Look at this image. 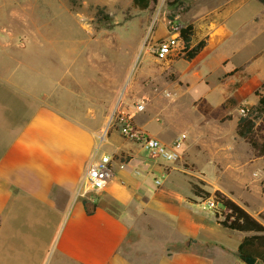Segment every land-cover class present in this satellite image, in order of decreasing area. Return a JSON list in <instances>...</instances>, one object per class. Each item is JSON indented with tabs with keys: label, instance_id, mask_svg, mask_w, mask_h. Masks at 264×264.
<instances>
[{
	"label": "crops",
	"instance_id": "crops-1",
	"mask_svg": "<svg viewBox=\"0 0 264 264\" xmlns=\"http://www.w3.org/2000/svg\"><path fill=\"white\" fill-rule=\"evenodd\" d=\"M87 1L107 9L129 7L139 13L151 3H82ZM209 1L184 0L182 23L193 28L191 45L205 41L202 50L190 61L181 57L168 63L157 61L145 46L150 65L135 72L124 93L127 104L143 106L141 112L136 111V105L127 109L137 130L168 148L176 137L186 135L177 150L178 158L171 163L147 154L116 129L105 128L115 89L113 64L107 54L137 56L142 35H137L131 47L115 51L108 43L104 50L96 47V38L87 31L82 30L75 39V50L86 52L89 67L95 71L94 79L85 83L88 87L70 88L72 100L83 98L93 104L88 119L78 107L54 95L47 82L39 84L13 69H0V264H212L208 253L213 250L231 254L233 264H240L235 255L248 233L236 235V231L223 228L206 212V200L193 195L191 185L211 194L221 192L253 217L264 214V154L259 156L249 143L256 156L240 149L242 138L236 134L239 117L234 113L237 103L251 101L246 100L247 88L264 78V59H258L260 65L255 68L242 59L220 75H212L215 65L223 68L230 61L227 55L214 58L233 36L226 24L233 10L225 9L240 7L242 0ZM48 2L16 0L15 19L25 22L29 16L39 21L43 14L49 15ZM262 5L260 17L251 21L253 31L245 43L250 56L264 50ZM2 33L8 35L0 40L16 37L14 31ZM166 36L162 16L148 45ZM105 39L112 42L111 36ZM25 48L14 45L11 53L0 51V63L18 61L25 56ZM263 54L261 51L255 58ZM102 62L109 66L104 84L98 80L97 64ZM181 62L184 67L179 66ZM212 79L224 85L219 102L223 112L214 115L209 94H198L193 104L209 103L202 110L206 123L191 126L180 103L197 85L207 86ZM163 85L171 90L163 92ZM79 92L84 96L75 95ZM255 97L252 106L257 103ZM105 129L99 143L97 136ZM100 153L112 158V181L97 198L77 197L87 165ZM158 176L161 181L155 179ZM249 197L261 201L262 206L251 208Z\"/></svg>",
	"mask_w": 264,
	"mask_h": 264
},
{
	"label": "rangeland",
	"instance_id": "rangeland-1",
	"mask_svg": "<svg viewBox=\"0 0 264 264\" xmlns=\"http://www.w3.org/2000/svg\"><path fill=\"white\" fill-rule=\"evenodd\" d=\"M217 1L210 0L209 3H215ZM150 2V7L139 13L133 11L132 8L121 7L120 5H116L113 9H107L101 6H94L89 1H87L86 6L82 3V0H49L46 7L49 15L43 14L39 21L35 17L28 16L25 22H20L14 16L16 0H0V36L6 38V35H8L3 34L2 31L16 32V37L12 40H0V51L3 53H11L14 50V45L16 47H26L24 57L20 56L18 61H14V59L10 62L0 63V69H13L17 75L32 82H38L39 84L44 83L46 85L47 82L49 87L53 88L51 92L54 95H59L69 105L72 104L74 107H78L81 110V115H85V118L88 119L89 114L87 113H89V109L93 108V104L83 98H75L72 100L71 96L73 95L70 88L74 87L77 90L81 88L83 90L85 87H88L85 83L91 78L92 80L94 79L95 71L89 67L88 56L85 55L86 52L75 50L73 44L75 39L83 31H87L92 33L94 38H96V47L104 50L106 47L105 44L108 43V46L115 51L118 47H131L135 43L137 35H142V40L140 41L142 48L137 56L107 54L106 57L113 64V83L115 89L112 97V111L111 113H107L108 119L106 121L108 123H106L105 128L109 130L116 129L118 131V126L115 122L116 116L121 112L128 113L127 109L129 106L141 104L136 102L130 105L127 104L124 99V93L128 82L134 76L135 72L146 70L150 65V57L144 54V45L146 40H150L153 37L157 20L159 17L165 16L167 21L172 19L174 15H179L181 22L183 21L182 14L186 7L184 0H156V2ZM21 4L23 5V3ZM229 8L233 12L227 16L226 24L233 36L227 42V45H223L224 47H221V50L216 52L214 58L227 55L230 61L223 68L220 65H215L213 68L215 72L212 75H220L223 69H229L230 66L240 63L242 59L251 61L249 67L253 68L256 66L259 67V60L264 59V54L262 57L255 58V56L264 50H258L255 56H250L249 49L245 45L248 40L247 36L249 37L253 31L251 21L254 17H260L263 5L256 0H242L240 7L231 8L229 6L225 10ZM35 30L39 31L36 32ZM109 36H111L112 42L105 41V38ZM96 43H94V46ZM239 47L240 52L238 53ZM66 52L69 53L64 55ZM103 57L105 56L103 55ZM179 66L184 67V63H179ZM97 67L99 83L104 84V72L100 68V65H97ZM211 81V84L207 86L197 85L180 103V111L186 117H189L186 121L191 126L201 127L206 123V117L203 115L202 110L209 103L193 104L192 101L198 94L205 92L209 94L212 102L210 105L214 107V115L223 112V107L219 102L224 85L220 84V82L216 83L213 79ZM53 83L54 85H51ZM160 88L163 92L171 90L164 85ZM247 92L248 99L246 100L251 101L249 103L243 101L236 104L234 112L236 117L243 116V111L245 113L246 110L252 107L251 103L256 99L255 94L264 96V78L252 83L247 88ZM75 95L84 96L81 92ZM99 97L104 98L103 93L99 92ZM106 129L101 131L97 136L99 143ZM253 134L258 144H261L264 140V123L258 120L255 123ZM238 143L242 151H246L251 157L253 155L256 156V153H253L248 145L247 140L241 139ZM143 150L150 155V152L145 149ZM155 179L161 181L162 178L158 176ZM152 188L155 190L157 186L153 185ZM94 198H97V196ZM249 198L248 202L251 208L262 206L261 201L255 198ZM204 207L209 209L206 211L207 213L211 212V216L216 218L214 210L209 208L206 202L204 203ZM196 209L201 211L200 206H196ZM255 209L257 210V208ZM238 234L236 232V235ZM208 255L213 258L212 264H233V256L229 253L223 254L213 250ZM235 256L238 258L237 254ZM238 262L244 264L239 259ZM255 264L261 263L256 260Z\"/></svg>",
	"mask_w": 264,
	"mask_h": 264
},
{
	"label": "built area",
	"instance_id": "built-area-1",
	"mask_svg": "<svg viewBox=\"0 0 264 264\" xmlns=\"http://www.w3.org/2000/svg\"><path fill=\"white\" fill-rule=\"evenodd\" d=\"M186 27L179 15H174L172 19L166 21L167 36L158 41L149 44L150 40H146L145 46L149 47L150 54L160 62H172L178 58L184 57L186 53L185 44L181 38V31ZM136 111L141 112L143 106L141 104L135 106ZM244 114V111H243ZM118 126L119 134L122 138L134 142L141 148L150 152V155L160 158L167 163L174 162L177 158V150L180 148L185 134H181L173 141L170 148L160 143L155 138L150 137L146 133L135 128L132 119L129 115L121 112L115 118ZM104 135L101 138L103 141ZM123 164L120 165V168ZM114 177L112 168V158L104 153L96 154L87 165L78 187L77 197L95 196L99 195L106 189ZM159 185V181L155 182ZM209 208L213 207L211 201H206Z\"/></svg>",
	"mask_w": 264,
	"mask_h": 264
},
{
	"label": "trees",
	"instance_id": "trees-1",
	"mask_svg": "<svg viewBox=\"0 0 264 264\" xmlns=\"http://www.w3.org/2000/svg\"><path fill=\"white\" fill-rule=\"evenodd\" d=\"M140 0H134L137 2ZM156 2V0H151ZM264 4V0H259ZM99 12V11H98ZM193 28L191 25L181 31V38L185 44L186 53L184 59L192 60L205 46V41H199L191 45ZM258 100L256 105L245 111L244 115L237 121L236 134L238 137L248 141L250 146L255 149L259 156L264 154V140L261 144L254 138L255 123L259 120L264 123V96L256 94ZM192 193L202 201H211L218 223L231 231L248 233L238 245L237 255L244 254L254 257L261 264H264V214L258 217L250 215L242 206L225 196L219 191L212 194L203 190L199 185L192 184Z\"/></svg>",
	"mask_w": 264,
	"mask_h": 264
},
{
	"label": "water",
	"instance_id": "water-1",
	"mask_svg": "<svg viewBox=\"0 0 264 264\" xmlns=\"http://www.w3.org/2000/svg\"><path fill=\"white\" fill-rule=\"evenodd\" d=\"M238 258L244 264H255V261H256L254 257L249 256V255H244V254H238Z\"/></svg>",
	"mask_w": 264,
	"mask_h": 264
},
{
	"label": "bare ground",
	"instance_id": "bare-ground-1",
	"mask_svg": "<svg viewBox=\"0 0 264 264\" xmlns=\"http://www.w3.org/2000/svg\"><path fill=\"white\" fill-rule=\"evenodd\" d=\"M92 53V52H91ZM93 54V53H92ZM97 54V53H96ZM91 55V54H90ZM98 56V55H97ZM97 56H95V57H97ZM101 56V55H100ZM102 57V56H101ZM96 60H97V62H98V59L99 58H95ZM97 65H100V68L103 70V72H104V74H103V78L108 74V65L107 64H105L104 62H102V63H98ZM110 75V74H109ZM108 75V76H109ZM107 76V77H108ZM111 77V76H110ZM112 79V78H111ZM104 80H105V78H104Z\"/></svg>",
	"mask_w": 264,
	"mask_h": 264
}]
</instances>
